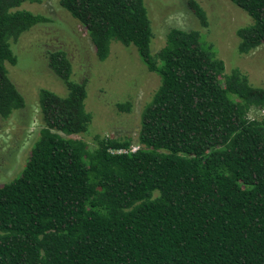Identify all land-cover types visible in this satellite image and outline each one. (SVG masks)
Instances as JSON below:
<instances>
[{"label":"trees","instance_id":"16d2710c","mask_svg":"<svg viewBox=\"0 0 264 264\" xmlns=\"http://www.w3.org/2000/svg\"><path fill=\"white\" fill-rule=\"evenodd\" d=\"M43 1L0 0L1 120L25 107L7 69L17 64L14 46L47 21L20 7ZM229 1L251 19L235 32L248 54L264 43V0ZM58 4L99 62L114 43L133 47L160 85L135 144H88L86 85L63 50L47 52L65 93L38 92L42 126L19 175L0 186V264H264V87L226 74L196 30L169 29L154 53L143 0ZM188 9L206 27L195 1Z\"/></svg>","mask_w":264,"mask_h":264},{"label":"rangeland","instance_id":"374dc122","mask_svg":"<svg viewBox=\"0 0 264 264\" xmlns=\"http://www.w3.org/2000/svg\"><path fill=\"white\" fill-rule=\"evenodd\" d=\"M143 1L153 30L154 53L164 46L169 29L196 30L214 46L226 74L239 70L251 84L264 87V43L248 54L238 52L235 32L251 19L229 0H193L205 13L204 28L189 11V0ZM20 9L42 15L47 21L19 38L14 46L17 64L7 65L25 107L7 120L0 119V186L19 175L42 126L38 92L65 93L47 66L48 51L63 50L71 61L73 79L86 85L85 109L92 117L90 134L84 135L88 144L94 136L128 139L135 144L142 110L160 85L159 77L146 70L133 47L114 43L108 58L99 62L86 32L58 0L23 4ZM249 116H257V111H250Z\"/></svg>","mask_w":264,"mask_h":264},{"label":"built area","instance_id":"2783aa9c","mask_svg":"<svg viewBox=\"0 0 264 264\" xmlns=\"http://www.w3.org/2000/svg\"><path fill=\"white\" fill-rule=\"evenodd\" d=\"M259 115L264 117V109L259 111ZM136 149H137L136 147H132L131 151H135ZM119 152H121V151H119ZM124 152H126V151H124Z\"/></svg>","mask_w":264,"mask_h":264}]
</instances>
